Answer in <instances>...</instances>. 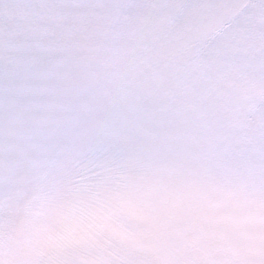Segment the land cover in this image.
I'll return each instance as SVG.
<instances>
[{
    "label": "snow or ice",
    "instance_id": "obj_1",
    "mask_svg": "<svg viewBox=\"0 0 264 264\" xmlns=\"http://www.w3.org/2000/svg\"><path fill=\"white\" fill-rule=\"evenodd\" d=\"M0 264H264V0H0Z\"/></svg>",
    "mask_w": 264,
    "mask_h": 264
}]
</instances>
